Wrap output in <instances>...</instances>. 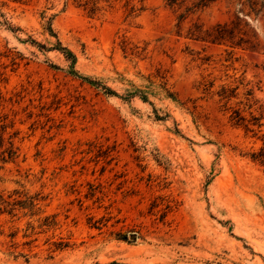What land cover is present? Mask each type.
<instances>
[{
    "label": "rangeland",
    "instance_id": "374dc122",
    "mask_svg": "<svg viewBox=\"0 0 264 264\" xmlns=\"http://www.w3.org/2000/svg\"><path fill=\"white\" fill-rule=\"evenodd\" d=\"M257 3L0 0V264H264Z\"/></svg>",
    "mask_w": 264,
    "mask_h": 264
},
{
    "label": "trees",
    "instance_id": "16d2710c",
    "mask_svg": "<svg viewBox=\"0 0 264 264\" xmlns=\"http://www.w3.org/2000/svg\"><path fill=\"white\" fill-rule=\"evenodd\" d=\"M175 0H169L170 3H173ZM211 0H199V4L204 5L206 2H209ZM250 4L257 5V0H247ZM223 28H221L219 25L216 27L217 34H214V39L217 38H223L222 31Z\"/></svg>",
    "mask_w": 264,
    "mask_h": 264
}]
</instances>
